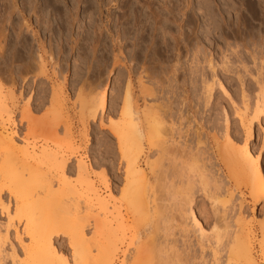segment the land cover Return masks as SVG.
Here are the masks:
<instances>
[{
    "label": "rangeland",
    "instance_id": "obj_1",
    "mask_svg": "<svg viewBox=\"0 0 264 264\" xmlns=\"http://www.w3.org/2000/svg\"><path fill=\"white\" fill-rule=\"evenodd\" d=\"M13 1L16 2V4L20 5V10L22 9L21 14L13 12L10 15H7V10L5 13L0 12V18H2V16L5 17L4 15L6 14V20L2 18L4 23L6 21H10L5 25L7 31L5 34V40L1 43L4 49L2 52H0V92L4 93V95H9V97L8 95L6 96L5 106L7 107V111H10L11 113V118L5 125L4 132L5 135H9L13 138L14 142L18 143L21 139L26 137L25 134L28 135L27 129H31L32 131L29 135L31 136L32 134V137H29V140L32 138H35L36 140L32 139L30 141L39 140L40 142L38 143V146L41 142L42 143L40 144V146L43 145V141L41 140V138H43L44 135H48L47 138L50 136V139H48L50 140V142L47 141V144L50 146V150L58 153L59 155H65L69 160L67 166L68 171L70 172L67 173V180L69 181L70 185L72 184V187L76 185V182L78 180V175L76 173V163L78 161H81L88 169L87 179L94 182L95 189L98 192L99 196L106 197V192L102 184L103 181L107 179L111 188L117 190L115 199L117 197L116 200H120L118 199L120 197V192H123L125 190H123V187L125 188V184L122 179L124 163L120 160L118 148L116 146L117 144L115 143V137H113L114 135H111V133H109V127L118 122L120 118V109L123 106V101L127 95L129 96V98H131L130 101L132 106L139 109L140 111L142 110V112L143 110L147 109L145 106L150 109L152 107L151 110L148 109L146 112H148V114L150 113V118L160 119L164 123H162L161 125L162 127L164 126L163 128L161 127V132H164L163 135L165 134V137H162L163 135L159 133V136L162 135V139L165 138L164 140H167V136H170L167 135L168 133H170V131L167 129H169L170 127L172 128V126L173 128H176H172L173 130L170 128L172 132H176V134L173 133V135L176 136L179 135L181 131H184L187 128H190L191 132L192 130L194 131L196 127L199 128L200 124H203L204 126L210 128L206 130V132H210L209 134H214L216 137L219 136V142L223 141L222 138L227 127L228 133H230L232 136L236 135V138L244 140V130L239 125L238 121L234 118L233 108H231L230 104H228V101L225 100L226 98L222 96L217 87V84L222 85L227 90L228 95L230 94L229 96H231L232 100H235L236 103H238L242 92H246L248 96L250 95V98H253L254 94L259 88L258 84L262 83V87L264 88V18L258 19L257 17L253 16L251 7L247 2L248 0H229L228 2L227 0H172V2L171 0H163L166 1V4L165 2H162V0H153V6H156L153 7V11L156 12L157 16H159L156 17L158 18V25H154L157 28H154V26H152L151 24L149 25L146 18H144L145 16L143 14L145 9L139 8L140 10H137L138 8L136 9V6H133L134 3L130 5V3H126L120 0H112L110 3L107 0H89L88 5H85V1L87 0H80L79 2H77V4L74 3L71 5L63 4V2H60V4H58V2H55V0H29L31 1L30 4L29 2H27V0H24V4L26 5H21V2L23 0ZM167 1L168 3L170 2L169 6L167 4ZM2 2H4V0H0V5ZM45 3H47L48 6ZM172 3H174L175 5ZM32 5L34 6L32 7ZM166 5L170 8L168 10L170 11V13L172 12V15L168 12V16L163 17V15H165L164 13L167 14L168 11L166 10L168 7L165 8ZM216 5H218L221 10L225 8V14L223 13V15H221L225 20L224 24L220 22V17L218 16L219 18H217L215 14L214 10ZM21 6H23L24 8ZM37 7H39V9H36ZM157 7L158 9H156ZM26 8H28L29 10L27 11ZM43 8L45 9L43 10ZM226 9L229 12H227ZM130 10L133 12L137 10L136 15L138 16V18L137 16H135V19H138V21L135 20V22H131V20L133 21L134 15ZM26 11L27 13H25ZM28 14L29 16H27ZM40 14L43 17L39 16ZM182 14L190 16V20H194L190 22V26L193 27L188 26L190 29L187 27H183L184 25L182 23L184 18L182 17ZM127 15H133V17L130 16L131 20L129 24L130 26H132L131 23H135V26L133 27L134 29L130 27L129 24H127L124 20V18H127ZM37 16H39L40 19L39 17L37 18ZM208 16L209 18H207ZM166 17H168V19ZM214 17L215 19H213ZM35 18H37V21ZM45 23L47 25H45ZM212 23L213 25H211ZM17 27H20L21 32L17 29ZM217 27H219L220 30ZM184 31V34H186L188 31V37H192L193 31V34H195L194 36L197 37L196 41L199 39L198 41L201 42L199 43L197 41L200 45L195 44L197 43L194 42L195 40H192L191 43L190 41L192 38H187L185 40V43L190 40L187 43V46L191 43L190 46L192 47L188 46V49L190 50L185 51V43L184 41H182V39L184 40V37L180 36V34ZM19 33V41L21 44H18L21 47L19 45H17L18 47L16 46V42L18 40H16L15 37L16 34ZM208 33L209 36H212L209 37ZM207 37L211 38L212 42H209ZM116 42L118 43V45ZM181 42H183L184 45ZM193 43L195 45H198L196 46V48L198 47L197 49L201 48L202 46L204 47L201 48L200 51L196 50L198 52L196 54V57L198 58H196V61H193V59H191L194 56L193 54L195 51ZM193 47L194 50L192 49ZM191 49L193 50V54ZM183 52L186 54H188L189 52L188 56L183 54ZM190 52L192 55H190ZM199 52L201 55L199 54ZM206 53L209 54L207 55ZM29 54H32V56L30 55V57ZM37 55L41 56L43 62L42 64L38 62V58H36L38 57ZM49 55L52 57H50L51 60L49 59ZM185 62L187 63L185 64ZM211 69H213V71H211ZM211 77L214 78L213 81L218 83L216 84V86L214 85L215 87L213 86V89L211 90L210 100L208 99L209 101L207 104V100H204L207 98H205V95H203V87L200 86H204L202 82L205 80H211ZM186 80H188V83ZM193 80L198 84H193ZM183 81H186V86L188 84L190 86L191 84L193 86L195 85L193 88L196 92L192 90L193 88H190L188 85V90L191 89V93L189 91L188 92L191 95H189V93L186 94L184 90L187 87L185 86V83ZM183 86H185V88ZM105 87L107 90L108 104L106 113L102 116L97 113L95 118L92 119V113H89V110H87L89 104L91 102L93 103L94 100L96 101V97L101 94ZM201 91L203 92V97H201ZM184 93L187 95V97L189 95V99L186 102H184L186 96H184ZM185 104H188L189 106L188 113H186V108H184ZM95 107L93 106L92 109L95 110ZM222 108L224 109V111H222ZM27 110L29 111V113L27 112ZM180 112L183 114L181 115ZM24 114H26L27 116L25 117ZM182 116L191 117V119L189 120L190 122L186 123L185 120L182 121ZM192 117H195L196 120H193ZM225 118H229L227 125L225 122H223ZM206 122H208L207 125ZM257 131L258 127L255 125V140L251 141L250 144V146L254 150L256 149V154H258L262 148V143L259 140ZM177 132H179V134H177ZM180 136H183V132ZM156 137L155 139L152 138L154 140H157L156 144L151 141L152 144H154L152 145L150 142V146L153 147H149L148 143H146L147 141L145 142V148L143 151L144 155H142V158L140 160V166L141 169L143 168L142 170H144L143 172L146 178L144 179V184L147 185L145 186L147 187L146 195L149 193L148 190L151 189L154 190L153 193L158 197L153 195L154 199H152V191L150 190V199L147 200L149 208H145L146 206L143 207L142 203H140L142 206L140 212H138L136 208H141V206L134 208V210L136 211H133L131 209V211H133V213L135 214H132L131 212L128 213L130 209L127 208L128 210H125L124 207H121V210L124 209L121 214L122 218H124L125 220L127 218L129 221H125L122 219L124 223L122 227H125V229L119 228L117 233L118 239L119 237H123V244L122 246H119L120 252L116 256V264H122L123 262H125V264H129V261H131L130 258L133 253L130 249L137 248L136 246H138L135 245V247L130 248L133 246L132 242L134 241L131 242V240L133 239H135V242H137L136 238L137 240L139 239L138 242L139 245L141 244L140 246L146 248L148 247L147 252L150 246H155V243H160L162 246L168 228L169 230L170 228L173 229L174 236L171 238L173 240H176L174 241L177 242L176 247H179L178 252H180L182 249V251H184V248L187 247V243H185L186 241L188 242V248L191 246V249H189V251L185 250V254H182V251L180 252L182 258H179L181 260L178 261H181L182 263H178L176 258L174 259V261H177L175 264H213L214 261L217 262L218 260V264H243L242 256L239 257L238 252L235 255V249L232 248V250H235L234 252H232L235 256L232 253L231 254L233 256L228 255V253L230 254V247H220L221 249L219 248L218 250L217 248L216 250H214V246L208 242V240H210V242L212 241L213 243L214 235H211V228H206L205 223L208 224V222H206V220H208L210 224V219L212 218L213 211L215 210H217L218 212L226 213V220L228 223V228L226 231H232L233 227L235 228L238 222L240 225L245 226V233L243 232L242 236H246L248 238L247 239L245 237V239L248 240L250 244L252 259L255 264H264V246L261 237V232L264 230V217L262 212H260V210L264 207L263 201L255 203L253 211V207L251 206V197L246 186L237 185L235 183L233 184V182L228 181L223 168L216 166L214 161L212 160V163L210 162L211 165L209 164L207 166L210 169V175L212 171V173L216 175L215 176L212 174V177H215H213L214 179L217 178L218 181L219 179H221L222 182H224L220 183L221 181H219L217 184H220V186L222 187V191L225 188L226 193L224 191L222 192L220 186L218 185L220 193L219 196L217 194V198L215 197V199L217 200L215 203H217V205L215 204L216 206H212V208L210 207L211 203L209 201L208 203L207 200H204L200 192H196V195H194L195 202L193 203L194 205H192V209L203 225V228L206 232V237L208 236L207 238H205V242L203 237V242L201 243L204 245V247L203 245H201V247L199 245L200 243H198L200 236L195 233V230L192 228V225L189 222L188 218L186 216H183V207L180 206L184 205L182 203L183 201H181L183 200V197L181 198L179 196V192V194L177 195L174 194V192L170 191L172 194H174V196L177 195L178 199L181 198L180 203H178V199H176V201L169 199V201L167 200V202L165 203L166 198L168 199L169 197L166 195L169 193V191H167L166 193V190L168 189H161L163 188L162 184L164 182L163 181L161 183V181L165 178L166 175H163L161 177L163 173L156 174L159 171L157 172V170H155V164H153L155 169L153 170L152 168L153 173L160 177L158 178L159 180H161L163 177L164 178L161 181H154V178H152V176H154L155 174H153L152 171H150L151 173L149 172L147 166L149 164L147 163L151 159V162H149L152 164V162L154 161L155 163H157L156 165H158L159 163L161 164L162 161L163 165H160V171L162 168L161 166H163V169L164 167L166 168V170L164 169L165 172L169 167L168 156L170 155H162L164 156L162 158L160 157V154L158 155V153H160V147H157L156 145H159V142L161 140L159 137V139H156ZM203 138L205 137L203 136L200 139V141L203 142L202 144H200V142L199 145H197L196 143L198 142L197 139L196 142L195 140H193L194 138H192V140L190 139V149L193 150V152L191 151L192 153L195 152V149H200L201 151L203 149L207 153V155L205 154L204 156L208 157V155L211 154L210 148L213 144L210 137L207 140L206 138ZM176 141H178L177 138ZM179 141L181 142V140ZM192 144H195L196 146ZM155 147L159 149H156ZM176 148L174 151H176ZM151 149L153 151H151ZM104 153L106 155H104ZM155 153H157V155ZM151 154H154L152 158L150 157ZM146 156L150 158L146 159ZM204 156H199L200 160H197L198 157L196 159L198 161L197 167L199 168H196V163H194V161L191 163L189 160H187L185 161V163L187 164L188 162L192 164H188L187 167L189 168H191L194 164L195 166L193 167H195V170H201L202 165L204 168V164L207 163L206 160H204L206 159ZM166 157H168V162H166L167 159L166 161H163V158L165 159ZM170 159H172V156ZM157 160H159L160 162ZM170 163L172 164L171 160ZM262 163L261 172H263L262 174L264 175V154L262 157ZM164 164H166V166ZM158 167L159 165L157 166V169ZM198 170H196L197 172L193 170L192 171L197 174ZM157 176L155 178H157ZM103 177L106 178L104 179ZM167 178L165 179L168 181ZM145 180H147L148 183ZM153 183L156 185H154ZM164 183H166V186L165 184L164 186L168 188L167 182L165 181ZM157 185L161 186L160 188L158 186V189L161 190L157 189ZM235 185H237L238 187H235ZM155 187L157 191L155 190ZM75 188L78 192L79 188L75 186L73 189L74 191ZM121 188L123 191H120ZM171 190H174V188ZM196 190H198V186ZM77 192L75 191V194L73 195L74 197H72V195L70 197V202L71 204H74L75 208L72 205V207L70 206L69 210L67 209L68 216L70 215L71 217H75L76 215H79V217L77 216L78 218H83L82 220H85L84 224L82 222L80 223L84 225V229L87 233L88 238H90L91 240H95L98 238L99 232H101V225L100 223H98L99 219H102V216H100L101 213L97 208H85L87 195L84 194L86 197L84 195V197H82L78 195V193L80 194L81 191H79L78 193ZM162 193L166 195V198ZM149 194L147 195V198H149ZM161 194L163 195V198L161 197ZM182 195L184 194L182 193ZM3 197L6 198V196ZM155 197H157L158 199H156ZM152 200H155L156 203L153 201L152 204ZM163 201L165 205H163ZM70 202H68L67 204H69ZM174 203L178 205L180 209L182 208V210H176L177 206L174 205V207H176L174 208ZM138 204L139 203H136V206ZM169 205L170 207H168ZM213 208L215 210H212ZM58 211L59 213L61 212V210ZM124 213H127L126 215L128 217L124 215ZM65 214L67 215V213ZM129 214L133 216V219H130L131 217L129 216ZM181 214L182 216H180ZM59 215L61 214H58V217L65 216L64 214H62L61 216ZM68 216L65 217L67 218ZM184 223L185 226L181 227V224ZM5 224L6 218L4 215H1L0 225L4 226ZM186 226L189 229H187ZM184 227L186 228L185 230L189 231V233L186 232L187 235L183 232L182 235V233L180 232V228L182 230L184 229ZM222 227L224 226L221 225V228L220 225L218 226V228H220L219 232H226L225 228ZM122 229L124 232H122ZM184 234L186 236L185 239H183L182 237L184 236ZM14 237V231L10 230L8 235L9 241L4 247V255L8 256L7 258L5 257L6 259L4 260V264L12 263V259L9 258L11 253L9 244H12L15 251L19 252L18 241ZM206 241L208 242V244L206 243ZM222 241L223 243H225L227 241L226 237H224ZM130 242L132 244H130ZM128 244H130L131 246H129ZM158 246L160 245L157 244L156 247ZM180 246H183V248L181 249ZM56 247L65 258L69 260L71 259V251L69 248V243L66 239H56ZM151 249L152 248H150V250ZM156 249L158 250L159 248ZM129 250L132 253H130ZM152 250L150 252H152ZM158 251H160V249ZM122 253H129L128 255H131L129 257L126 255L128 257V260H126L127 257L125 259L122 256ZM154 253L155 252H153V254ZM153 254L150 255V258H148L149 261L146 259L148 262H144L145 264L159 263V257L155 256L156 253L154 255ZM186 254L188 257L186 256ZM215 255L216 257H214ZM229 256H231L232 258H229ZM216 258L218 260H216ZM226 258L230 260V262H228ZM216 262H214V264H216Z\"/></svg>",
    "mask_w": 264,
    "mask_h": 264
},
{
    "label": "bare ground",
    "instance_id": "obj_2",
    "mask_svg": "<svg viewBox=\"0 0 264 264\" xmlns=\"http://www.w3.org/2000/svg\"><path fill=\"white\" fill-rule=\"evenodd\" d=\"M79 1L80 0H59V1L55 0V2H58V4H60V2H63V4H66V5H69V4L71 5L74 3L77 4V2H79ZM101 1H106V0H101ZM107 1L110 3L112 0H107ZM120 1L130 3V5H132V3H134L133 6L135 5L136 9L138 8L137 10H140L139 8L145 9L143 15L145 16L144 18H146L149 25L150 24L152 26H154L156 24L158 25V21H157L158 18H156V17H159V16H157L156 12L153 11V9H154L153 7L155 6V5L153 6V0H120ZM228 1L229 0H227V2ZM27 2H29V4H30L31 1L27 0ZM85 2H86L85 5H88L89 0H87ZM162 2H165V4H166V1L162 0ZM171 2H172V0H171ZM247 2L251 7L253 16L257 17L258 19L264 18V0H248ZM169 3L167 1L168 6L170 5ZM45 4L47 5V3H45ZM161 4H163V3H161ZM172 4H174V3H172ZM21 5H26V4H24V0L21 2ZM27 6H28V3H27ZM33 6L34 5H32V7ZM168 6L166 5L165 8H167ZM217 6L218 5L215 6V10H214L215 14H216L217 18L220 17V22L222 24H224L225 20L222 18L223 16H221V15H223V13L225 14V11H224L225 8L223 9V7H222L223 10H221L219 8V6L218 7ZM220 6H222V5H220ZM21 7H23V6H21ZM42 7H44V6H42ZM92 7H94V6H92ZM72 8H73V6H72ZM133 8H135V7H133ZM36 9H39V7H37ZM36 9H34V10H36ZM44 9L45 8H43V10ZM156 9H158V7ZM168 9H170V8L168 7L166 10H168ZM182 9H184V8H182ZM202 9H204V8H202ZM0 10H1L0 12H4V13L7 10L8 11L7 15H10L13 12L21 14L22 9L20 10V5L16 4V2H14L13 0H4V2H2L0 5ZM26 10L28 11L29 9L26 8ZM137 10L134 12L131 11V12H133L134 17H133V15H129V16L127 15V18L122 17V18H124V20L127 24H129V22L131 20L130 16L133 17V21L131 20V22H135V20L138 21V19H135V16H137L136 15ZM161 10H162V8H161ZM27 11L25 13H27ZM37 11H35V12H37ZM40 11H41V9H40ZM205 11H203V12H205ZM164 12H166V11H164ZM168 12L170 13V11L168 10L167 14L164 13L165 15H163V13H162L163 17L168 16ZM212 12H213V9H212ZM227 12H229V11L227 10ZM227 12H226V14H227ZM230 12H231V10H230ZM29 14L27 16H29ZM170 14L172 15V12ZM170 14H169V16H170ZM1 15H3V14H1ZM4 16L6 17V14ZM39 16H41V14ZM39 16H37V18ZM212 16H213V14H212ZM5 17L2 16V18L4 20H6ZM41 17H43V16H41ZM182 17L184 18L183 23H182L184 25L183 27L189 28L188 26H190V24H191L190 22L193 19L191 18L192 20H190V16H187L185 14H182ZM2 18H0L1 19L0 20V45H1L2 41L5 40V34L7 31L5 28V25L10 22V21L9 22L6 21L4 23ZM8 18H7V20H8ZM37 18H35L36 21H37ZM137 18H138V16H137ZM166 18L168 19V17H166ZM169 18H171V17H169ZM207 18H209V16ZM10 19H11V16H10ZM39 19H40V17H39ZM39 19H38V21H39ZM213 19H215V17ZM122 22H123V20H122ZM207 22H209V21H207ZM25 24H26V22H25ZM131 24H132V26H130V24H129V26L133 28L135 26V23H131ZM45 25H47V24L45 23ZM211 25H213V23ZM13 27H14V25H13ZM190 27H193V26H190ZM149 28H150V26H149ZM154 28H157V27L154 26ZM217 28H219V27H217ZM17 29L21 32L20 27H17ZM138 29H137V31H138ZM143 30H144V28H143ZM219 30H220V28H219ZM121 31H122V29H121ZM179 31H181V30H179ZM11 33H13V32H11ZM179 33H181V32H179ZM184 33H185V31L181 33L182 35L180 34L181 37H184V40L182 39V41H184V43H185V40L187 38H192L191 41L188 39L191 43H192V40H195L194 42H197L199 40L198 39L196 41L197 37L194 36L195 34H193L194 33L193 31H192V37H188L189 36L187 34L188 31L186 33L187 37H186V34H184ZM7 35H6V37H7ZM19 36H20V33L16 34L15 38H16V40H18L16 42V46L19 45L18 43H20V41H19L20 37ZM208 36H209V33H208ZM211 36H209V37H211ZM214 37H213V40H214ZM211 40H212L211 38H208L209 42ZM23 41H24V39H23ZM189 41H187V43ZM198 42L201 43L200 41H198ZM198 42L195 44H199ZM240 42H242V41H240ZM181 43L184 45L183 42H181ZM187 43H185V45H184L185 51L190 50V49H188V46H190L191 43L188 44V46H187ZM252 43H255V42H252ZM195 44L193 43V45L195 47L194 54H193L194 47L192 48L193 50L191 49L192 54L194 55L191 58V59H193V61H196L198 59L196 57V54L198 53L196 50L200 51L201 48H204L202 46L201 48L197 49L198 47L196 48V46H198V45H195ZM95 45H96V43H95ZM117 45H118V43H117ZM190 47H192V46H190ZM234 47H237V46H234ZM25 48H26V46H25ZM3 49L4 48L1 45L0 46V52H2ZM183 54L188 56L189 52H188V54L183 52ZM192 54L190 52V55H192ZM199 54H200V52H199ZM30 55L32 56V54H29V56ZM187 56H186V58H187ZM50 57L51 56L49 55V59L51 60L52 57L51 58ZM36 58H38V62L40 64L43 63L41 56H38ZM186 63L187 62H185V64ZM210 68H214V67H210ZM211 71H213V69H211ZM185 76H186V74H185ZM211 80H205V81L202 80L203 82L202 81L201 82L203 83L204 86H200V87H203L202 89L204 90V94H203V92H202L203 90H202L201 95L202 94L205 95V98H207V99H204V100L205 101L207 100V104H208V101L210 100L211 90L213 89V86L214 85L216 86V84L218 83V82L216 83L215 81H213L214 80L213 77H211ZM186 81L188 83V80H186ZM186 81L185 82L183 81L185 83V86L187 84ZM206 81H209V82H206ZM194 83H196V82L193 80V84ZM197 84L198 83H196V85ZM188 85L186 86L187 88H185V86H183L185 88L184 92L186 94H188L189 92L191 93V91H190L191 89L188 90L189 87L193 88L195 86V85L193 86L191 84L192 87L190 85L188 87ZM217 87H218L219 91L221 92L222 96L224 98H226L225 100L228 101V104H230L231 108H233L234 118L238 121L239 125L244 130V134H245L244 140L236 138L237 137L236 135H235L236 136L235 137V136H232L230 133H228V129H227L228 127H227L225 129V133H224V136L222 138L223 141L219 142L218 139L220 137L217 136L218 137L217 138L214 134H209L210 132L209 133L206 132V130H208L210 128H208L207 126H204L203 124H200V123H199L200 124L199 128L196 127V129L194 131L192 130V132H191L190 128L189 129L187 128L186 130H184L185 132L179 131L180 134H179V132H177V134H179V135H176L177 137L173 135V133L176 134V132H172V130L176 129V128H173V126H172L173 129L170 127L172 129L171 130L168 127L169 129H167V130H169L170 133H168L167 135H170V136H167V138H166L167 140H164L165 138L164 139L161 138V136L164 133V132H161L162 128L164 127V126L163 127L161 126L163 123L162 120L154 118L155 116L153 117L154 119L150 118L149 117L150 113L148 114V112H146L148 109H150L147 106H145L147 109L145 108L146 110H143V112H142V110L140 111L139 109L134 108L131 104V101H130L131 98H129L128 95L126 96V98L123 101V106L120 109V118H119L118 122L114 123L113 125H111V127H109V130H110L109 133H111V135H114L113 137H115V143L117 144L116 146L118 148V154H119L120 160L124 163L123 178L122 179H123V182L125 184V188L123 187V190L124 189L125 190L123 191L121 188L120 191H123V192H120V197L118 198L120 200H116L117 197L115 199V195L117 193V190L111 188L107 179H105L107 176L105 178L103 177L105 180L103 181V184H102L104 186V190L106 192V197H100L98 192L95 189L94 182L92 180L87 179L88 169L85 166V164L82 163L81 161L80 162L78 161L76 163V173L78 175V180H77L75 186L77 188H79V191H81V193L79 194L78 193L79 191L77 192L76 188H75V191L78 193L79 196L84 197L85 195H87V197L85 196L86 200H87V202L85 203L86 205L84 204L85 208H87V209L97 208L101 213V215H100V213H99V215L102 216V219L101 220L99 219V221H101L102 223L98 221V223H100V225H101V232H99L98 238L95 240H91L90 238H88L87 233L85 232V229H84L85 227L83 224H84L85 220H82L83 218H81V219L78 218L79 215H76L75 217H71L70 215H69L70 217L68 216V210L70 209V206L72 207V205H73V207H74V204H71V202H70L71 201L70 197H71V195H72V197H74L73 195L75 194V191L73 190L75 186L72 187V184L70 185L69 181L67 180V178H68L67 173L70 172V171H68V166H67L69 160L66 158L65 155H62V154L59 155L58 153L50 150V146L47 144V141L50 142V140H48V139H50L49 138L50 136L47 138L48 135H46V136L44 135V137L42 136L43 138H41V140L43 141V145H41V146H40V144L42 142L38 146V143L40 142L39 140L35 141L36 140L35 138H32V139H35L33 141H30L32 139L29 140V137H32V134H31V136L29 135L30 132L32 131L31 129H27L28 135L25 134L26 137L21 139L18 143L14 142L13 138L10 137L9 135H5V132H4L5 125L10 120L11 113H10V111H7V107L5 106V102H6L5 100H6V96L8 94L4 95V93L0 92V216L4 215L6 218V224L4 226L0 225V264H4L5 263L4 260L8 257L7 255H4V252H5L4 247L9 241L8 235H9L10 230L14 231V236H15L14 238L17 239L18 248H19V252H16L13 245L9 244L10 252H11L9 258L12 259L11 264H116V260H117L116 256L120 252L119 246H122V244H123V242H122L123 237H119V239L117 237L118 230H119V228L120 229L123 228L122 227L124 224L123 220H125L121 216L122 211L124 209L125 210L130 209V211H128V213L131 212L132 214H135V213H133V211H136V210H134V208L141 206L140 203H142L143 207H145V206H146L145 208L148 207V201L147 200L150 199L149 193H150L151 189L148 190L149 193L147 191V193L149 194V198H147V195H148V194L146 195V188L147 187H145L147 185L144 184V179H146V178H145V175L143 172L144 170H142L143 168L141 169L140 160L142 158V155H144L143 151L145 148L144 147L145 142L147 141L146 143H148L149 147H153L150 145L152 144V142L154 144L157 143V140H154L156 136H157L156 139L160 138V140H161L159 142V145H156L157 147H160V149L155 147L156 149L160 150V153H158V155L160 154L161 158L167 154L170 155V156H168L169 158L168 157H166L165 159L163 158V161H166L167 158L169 159V162H168V159L166 161L169 163V167L167 168V171H169V172H167V171L165 172L166 168L164 167V169H165L164 170L163 166H161L162 167L161 171L159 170L160 165L162 164V161H161V164L160 163L158 164L159 167L157 169V166H158V165H156L157 163H155L154 161L152 162V164L150 163L152 159L149 160L150 162L148 161V163H147V164H149V165H147L149 172L152 171V173H153V170L156 168L155 170H157V172L158 171L161 172V173L158 172L156 174H162L163 173L161 175V177L163 175H166L165 178H167V175H168V178H167L168 181L164 177H163L164 179L162 178L163 180L161 179L162 181L159 180L158 178H160V177H158L155 173H153L155 175L152 176V178H154V181H157V180L161 181V183L163 181L167 182L168 188L165 187L166 183L163 182V184H162L163 188H161V189H165V190L168 189V190H166V193H167V191H169V193H168L169 195L166 193L165 194L171 198L168 197V199H167L165 197L166 195H164L162 193L164 195V197L166 198L165 203L167 202V200L169 201V199L176 201V199H178L177 195L179 193H180L179 196L181 198L183 197L182 198L183 200H181V201H183L182 203L185 205V208H184V205L179 204L181 207H183V210H182V208L180 209L179 206L176 205L175 203L173 204V207H174V205L177 206V208L176 207H174V208H176V210H178V209L180 211L182 210V212L184 213V214L182 213L183 216H186L188 218L189 222L192 225V228L195 230V233L198 234V236H200L199 242H198V243H200L199 244L200 246L203 245L201 243V242H203V240H202L203 237H204V242H205V238H207L208 236L206 237V235H205L206 232L203 228V225L201 224L198 217L196 216V213L192 209V205H194L193 203L195 202L194 195H196V192H200L203 199L207 200V202L209 201L211 203L210 207L212 208V206L214 207L217 205V203H215L217 201L215 199V197L217 196V194L219 196V193H220L219 187H218V185L220 186V184H217V183L219 181H221L220 183H224V182H222L221 179H219V181L217 178H216L217 180L214 179L215 177L214 176H213L214 178L212 177V174H213L212 171H211V175H210V169L207 166L209 164L211 165L212 160L214 161L216 166L223 168V170L226 173V178L228 181L233 182V184L235 183L237 185L246 186V188L249 192V195L251 197L250 199H251V206L253 207L252 208L253 211H254L255 203H257L259 201H263V203H264V175L262 174L263 172H261V165L263 164L262 163V157L264 154V88L262 87V83L258 84L259 88H258L257 92L254 94L253 98H250V95L248 96V94L246 92H242L238 103H236L235 100L234 101L232 100V97L229 96L230 94L228 95L227 90L222 85L217 84ZM192 90H194V88ZM185 93H184V96L186 95ZM190 93H189V95H191ZM189 95H188V97H189ZM203 95L201 97H203ZM8 97H9V95H8ZM188 97H187V95L185 96L184 102L188 101V99H189ZM96 98H97L96 101L93 99L94 102L93 103L91 102L89 104L88 109H87V110H89L88 111L89 113H92L91 114L92 119L95 118L97 113L100 116H102L103 114L106 113L107 105H108L107 104L106 87L103 89L101 94H99L98 97H96ZM93 106L94 107L96 106L95 110L92 109ZM184 108H186V113H188V108H189L188 104H185ZM228 108H230V107H228ZM151 109H152V107H151ZM222 111H224V109ZM27 112L29 113L28 110H27ZM145 113H147V114H145ZM225 113H226V110H225ZM182 114L183 113H181V115ZM24 115H25V117L27 116L26 114H24ZM196 116H198V115H196ZM181 119H182V121L185 120L186 123H189L190 122L189 120L191 119V117L187 116V117H183ZM192 119L196 120L195 117H192ZM228 119L225 118L223 121L226 123V125L228 123ZM207 123L208 122H206V125H207ZM255 125L258 127V131H257L258 137L262 143L261 151L258 154H256V149L254 150L250 146L251 141L255 140L254 139V127H255ZM179 130H180V128H179ZM166 132H168V131H166ZM182 132H183V136H180ZM159 133H161L162 135L159 136L160 135ZM164 135L162 137H165ZM217 135H219V134H217ZM178 136H179V138H178ZM203 136L206 138V140L209 139V137H210L211 142L213 144L212 147L210 148L211 154L208 155V157L204 156L205 154L207 155V153L203 149H202V151L200 149L199 150L195 149L194 150L195 152L192 153L193 150L190 149L191 146L189 145L192 138H194L193 140H195V142L197 139V141H198V142H196L197 145H199L200 142H201L200 144H202L203 141H200V139ZM173 137H176L178 141H176V138H173ZM238 137H240V136H238ZM152 138H154V139H152ZM205 138H203V139H205ZM179 140H181V142ZM150 142H151V144H150ZM192 143H194V142H192ZM154 144H152V145H154ZM160 144H161V146H160ZM192 145H195V144H192ZM175 148H176V151H174ZM204 149H205V147H204ZM151 151H153V150L151 149ZM155 154L157 155V153H155ZM104 155H106V154L104 153ZM153 155L154 154H151L150 157L152 158ZM162 155H164V156H162ZM171 156H172V159H170ZM199 156H204L206 158L204 160H206L207 163L204 162L205 163L204 168L202 165L203 170L202 169L201 170L196 169V170H198V173L196 174L193 172V171L197 172L194 169L195 167H193V166H195L194 164L192 166L193 168L191 166H190L191 168H189L187 166H188V164L192 165L191 163L194 161V163H196V168H199V167H197V165H198L197 160H200ZM197 157H198V159H197ZM147 158L148 157L146 156V159ZM170 160H171L172 164L170 163ZM187 160H189L191 163L187 162V164H186L185 161H187ZM157 161H159V160H157ZM146 162H147V160H146ZM153 164H155V166H156L155 168H154ZM170 164H171V166H170ZM144 165H145V163H144ZM150 165H152V166H150ZM164 165L166 166V164H164ZM147 166H146V168H147ZM167 166H168V164H167ZM152 168H153V170H152ZM169 168H170V170H169ZM162 169L164 170V172ZM173 169H174V172H173ZM153 174H151V175H153ZM213 175H215V174H213ZM156 176H157V178H155ZM210 177H212V178H210ZM145 181H147V180H145ZM147 183H148V181H147ZM161 183H160V185H161ZM164 184H165V186H164ZM196 184L198 186V190H196L197 189ZM154 185H156V184H154ZM160 185L156 186L157 189H158V186H159V188L161 187ZM221 185H223V184H221ZM237 185H235V187ZM156 187H155V190H156ZM152 188H154V187H152ZM173 188H174V190H171ZM175 188H177L178 191ZM221 188L222 187L220 186V189ZM161 189H158V190H161ZM151 191H152L151 198L154 199V196H153V195H155L153 193L154 190H151ZM170 191L174 192V194H177V195L174 196V194H172ZM221 191H222V189H221ZM223 191L225 192V188ZM182 193L184 195H182ZM163 195L161 196L162 198H163ZM221 195H222V193H221ZM3 196H6V198H4ZM145 196H146V198H145ZM155 196H157V195H155ZM223 196H221V197H223ZM157 197H155V198L158 199ZM181 198L178 199V201H179V202L177 201L178 203H180ZM143 199H144V204H143ZM67 200H68V202H70L69 203L70 205L67 204L68 203ZM153 201L156 203L155 200H152V204H153ZM157 202H158V200H157ZM136 203H139L140 205L138 204L136 206ZM171 204H172V202H171ZM163 205H165L164 201H163ZM163 205H161V206H163ZM170 205L168 207H170ZM67 206H69V207H67ZM149 206H150V203H149ZM121 207H124V209L122 208L123 210H121ZM139 208L140 207L136 208L138 212L141 211L142 206L140 209ZM131 209L133 211H131ZM151 209H152V207H151ZM58 210H61L62 213L61 212L59 213ZM212 210H215V209L213 208ZM63 211H65V212H63ZM215 211H213L212 218L210 219V221H211L210 224H209L208 220H206V222H208V224L205 223L206 228H211L210 229L211 230L210 233H212L211 235H214V237H213L214 239L211 238L214 240L213 243H212V241L210 242V240L207 239L208 242L214 246L213 249L216 250L218 248V250H219L220 247L221 248L230 247V254L227 252L228 255H232L233 254L232 252H234L236 250L234 253L236 255V253L238 252V256L239 257L242 256L243 264H255V262L252 259L249 241L245 239L246 236L245 237L242 236L245 226L240 225L238 222V224H236L235 228L233 227L232 231L231 230L226 231L228 228V223L226 220V213L225 212H218L217 210H215ZM57 212H58V214H61V215L64 214L65 216H68V217L66 218L65 216L63 217L61 215H59L61 217H58ZM124 212H126V211H124ZM260 212H262L263 217H264V207L260 210ZM65 213H67V215ZM126 214L124 213V215H126ZM182 214L180 216H182ZM129 216L131 217L130 219H133V216H131V214H129ZM163 219H164V217H163ZM126 220H128V219L126 218ZM80 222H82L83 224ZM185 222H187V221H185ZM219 225H220V228H221V225H223L224 227H222V228H225L226 232L220 233L219 232L220 228H218ZM182 226H185V223L181 224V227ZM123 229H125V227ZM123 229H122V232H124ZM185 229H186L185 227L182 230L180 228V232L181 233L182 232L183 233H186V232L189 233V231L185 230ZM187 229H189V228L187 227ZM168 230H169V228H168ZM168 230L166 231V234H165L166 236L164 237L165 239L163 241L162 246L160 243H155V246L152 245L154 247H156L157 244L160 245V246L156 247V248H159L160 251H158L159 249L157 250L156 248L150 246V248H152L153 250L151 249L152 252H150L151 250L149 248L148 252H147L148 247L146 248V247L140 246L141 244L139 245V242H138L139 239L137 240V238H136L137 242H135V239L131 240V242L132 241H134V242H132L133 244L130 242V244L133 245L130 248L135 247V245H138L139 247L136 246L137 248L130 249L133 253L129 250L130 253H132V256L130 258L131 261H129V264H142V263L145 264L144 262L149 261L148 258H150V255L153 254V252L156 253V254L154 253L156 257H159V259L158 258L157 259H158V262L160 264L161 263L162 264H173V263L175 264L178 260H181L179 258H182L180 255V252L183 250L182 249L183 246H180L182 250L180 252H178L179 247L178 246L176 247L177 242H175L176 241L175 239H174L175 240L174 241L171 238L174 236L173 229L170 228L169 232H168ZM167 232H168V234H167ZM183 233H182V235H183ZM187 233H186V235H187ZM184 236H185V234H184ZM184 236H182L183 239L186 238V236L185 237ZM224 237H226V240H227L225 243H223V241H222L224 239ZM261 237H262V243L264 246V230L261 232ZM58 238H63V239H66L68 241L69 248L71 251V259L70 260L65 258L60 253V251L57 249L56 239H58ZM182 241H184V240H182ZM208 242L206 241L207 244H208ZM185 243H187V247H185L184 251L181 252L182 254L185 252V250L189 251V249H191L190 248L191 246L188 248V242L186 241ZM130 244H128V245L131 246ZM203 247H204V245H203ZM232 248L235 250H232ZM155 249L157 250V252ZM149 252H150V254H149ZM214 252H216V251H214ZM128 254L122 253V256L126 259L127 256L129 257L131 255V254L130 255H128ZM188 254H189V252H188ZM178 255H179V257H178ZM216 255H217V253H216ZM216 255L214 257H216ZM186 256H187V254H186ZM186 256H185V258H186ZM128 257L126 260H128ZM229 258H232V257L229 256ZM143 259H145V260L147 259L148 261L147 260L145 261ZM174 259H176L177 261L176 260L174 261ZM188 259H190V258H188ZM216 260H218V259L216 258ZM218 261L217 262L214 261V262H216V264H218ZM151 262H152V260H151ZM180 262L181 261H178V263H180ZM214 262H213V264H214ZM228 262H230V260H228ZM122 264H125V262H123ZM126 264H128V263H126ZM219 264H221V263H219Z\"/></svg>",
    "mask_w": 264,
    "mask_h": 264
}]
</instances>
